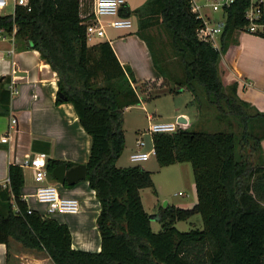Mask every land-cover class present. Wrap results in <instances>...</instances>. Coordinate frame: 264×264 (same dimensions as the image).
Segmentation results:
<instances>
[{"label": "trees", "instance_id": "16d2710c", "mask_svg": "<svg viewBox=\"0 0 264 264\" xmlns=\"http://www.w3.org/2000/svg\"><path fill=\"white\" fill-rule=\"evenodd\" d=\"M81 1L86 7L91 0H28L29 10L16 6L12 14L0 15V30H14L16 38L38 51L57 75L55 104H70L90 138L84 181L100 205V250L72 248L65 223L29 207L21 194L23 169L18 163L8 165L7 183L0 185V243L8 247L12 239L42 250L52 264H264V113L238 97L237 82L226 83L221 67V54L246 24L247 0H235L226 10L219 48L198 39L201 20L192 13L189 0H146L119 11L133 20L162 83L189 90L199 117L209 111L227 122L226 131L178 127L152 134L158 165L188 162L195 189L191 207L158 208L153 216L160 224L157 232L151 229L139 192L153 186L150 171L138 164L116 165L125 147L124 110L140 103L137 80L120 64L108 41L87 44ZM152 27L165 35L170 55L163 47L155 48L147 34ZM9 96L0 90V115L9 114ZM61 163L75 165L46 160L51 179L52 169ZM194 214L201 217V229L175 227Z\"/></svg>", "mask_w": 264, "mask_h": 264}, {"label": "crops", "instance_id": "0c3cea01", "mask_svg": "<svg viewBox=\"0 0 264 264\" xmlns=\"http://www.w3.org/2000/svg\"><path fill=\"white\" fill-rule=\"evenodd\" d=\"M125 1L126 7L134 9L146 0ZM135 31V25L131 30L107 27L104 40L109 42L120 64L128 66L133 72L137 80L135 90L139 96L137 86L142 82L153 81L156 86L165 84L153 67L147 45ZM12 32L0 30V90H7L10 95L9 114L0 115V138L6 133L11 117L17 120L13 137L7 143L0 142L2 186L7 183L8 165L19 164L26 155L40 154L46 160L52 158L76 165L87 161L90 147V138L80 126L73 107L67 103L55 104L56 73L39 57L38 51L29 49L26 41L16 38L14 30ZM221 58L224 81L226 83L236 81L238 97L258 112L264 113V37L237 32L236 43L231 44ZM18 72L20 74H17ZM6 96L5 93L4 97ZM131 107L125 108L123 113L125 147L116 161L119 167L134 165L129 161V154L135 149V140L140 129L133 128L136 132L132 136L126 132L127 119L124 115ZM141 109H144L143 105ZM186 119L189 121L188 117ZM152 147L153 144L147 149L145 144L143 150L149 151ZM261 147L264 160V138L261 140ZM150 158L138 165L149 171L154 169L156 163H149ZM22 169L21 194L30 208L42 213L44 205L37 203L35 199L37 183L34 181L33 173L28 167ZM142 190L139 191L142 205L149 214L144 207ZM193 190L189 198L190 204L181 207H191L195 203L193 197L195 189ZM59 191L63 196L77 198L80 201V209L76 213L48 217L68 226L72 248L98 252L101 238L96 226V217L100 205L94 191L88 186L87 181H81L70 188L60 185ZM0 264H52V261L44 251L25 248L19 242L10 239L8 247L0 243Z\"/></svg>", "mask_w": 264, "mask_h": 264}, {"label": "built area", "instance_id": "2783aa9c", "mask_svg": "<svg viewBox=\"0 0 264 264\" xmlns=\"http://www.w3.org/2000/svg\"><path fill=\"white\" fill-rule=\"evenodd\" d=\"M235 0H189L190 9L196 18L201 20V25L196 30L198 39L212 42V46L219 48V37L226 25V10ZM9 4L12 6V13L16 6L29 8L28 0H0V15ZM81 24L85 27V37L88 45H92L106 37L107 27L116 30H131L134 26L130 17L119 14L121 8L126 7L125 0H91L84 7L80 3ZM217 13L218 17L213 18L205 11ZM11 13V14H12ZM245 26L238 29L239 32H246L258 36H264V0H247V6L243 13ZM13 33V32H12ZM149 126L142 133L138 134L135 140V149L129 154V161L132 164L143 162L154 155L152 147L149 151H144L145 142L143 134L171 133L177 130L178 124L175 122H152L153 117L147 115ZM17 120L11 117L6 133L0 138L1 143H7L16 132ZM23 167H28L33 173L34 181L37 183L35 189V199L37 203L44 205L42 215L52 216L62 213H76L80 209V201L75 197L63 196L59 191V184L49 177L46 168V159L43 155H26L19 163Z\"/></svg>", "mask_w": 264, "mask_h": 264}, {"label": "rangeland", "instance_id": "374dc122", "mask_svg": "<svg viewBox=\"0 0 264 264\" xmlns=\"http://www.w3.org/2000/svg\"><path fill=\"white\" fill-rule=\"evenodd\" d=\"M205 12L213 18L218 17L217 13H211L208 10ZM11 13L12 6L9 4L4 8L3 14ZM147 34L152 35L155 48L162 49L161 47H163V53L165 55H170L171 52L168 45L163 42L166 41V37L161 33L160 28L152 27L147 31ZM210 43L212 44V42ZM223 55L224 53L221 54V57ZM170 60L173 61L172 58ZM171 61L170 64L172 63ZM222 66L225 67L223 64ZM146 82L148 84L144 85V82H142L137 86L140 103L136 106H132L124 115L125 119H127L125 129L128 135L132 136L135 134L136 131L134 132L133 128L140 129L138 134L141 132L143 133L147 129L150 122L147 115L153 117L152 122H175L178 124V127H189L190 129L207 132L226 131L227 122L223 119L220 121L215 118L209 111L206 112L204 116H198V110L191 102L192 94L189 90L178 86L176 87L173 83H169L168 86H156L149 81ZM174 87L177 88L176 91L169 90ZM141 105L144 106V109H141ZM176 116L188 117L189 121H187L186 124L178 123V117ZM192 117L195 118V120L192 121ZM151 137L152 135L150 134L142 135L147 149L152 144ZM149 163H156L155 168L150 170L153 186L143 188L142 198L144 207L149 213L151 229L153 232H157L160 229V224L152 217L153 214L157 212L160 206L164 207V202H166V204H177L178 206L190 204L189 198L194 191V181L191 165L188 162L175 163L161 167L158 165L156 159L151 156ZM193 195V197H195V193ZM175 227L179 231H188L191 228L201 229V217L199 214H194L186 221L176 222Z\"/></svg>", "mask_w": 264, "mask_h": 264}, {"label": "water", "instance_id": "95a60500", "mask_svg": "<svg viewBox=\"0 0 264 264\" xmlns=\"http://www.w3.org/2000/svg\"><path fill=\"white\" fill-rule=\"evenodd\" d=\"M17 74H20L19 72ZM22 74V73H21ZM177 122L186 124L187 119L183 116L177 118ZM86 173L85 164H76L71 167H67L65 163H61L54 167L51 171L52 178L59 184H68L69 186H75L77 183L84 181ZM164 202V206H166Z\"/></svg>", "mask_w": 264, "mask_h": 264}]
</instances>
